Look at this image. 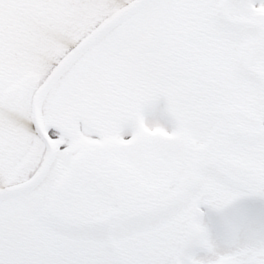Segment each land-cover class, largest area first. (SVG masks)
<instances>
[{
	"label": "snow or ice",
	"instance_id": "snow-or-ice-1",
	"mask_svg": "<svg viewBox=\"0 0 264 264\" xmlns=\"http://www.w3.org/2000/svg\"><path fill=\"white\" fill-rule=\"evenodd\" d=\"M0 264H264V0H0Z\"/></svg>",
	"mask_w": 264,
	"mask_h": 264
}]
</instances>
